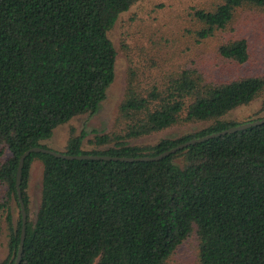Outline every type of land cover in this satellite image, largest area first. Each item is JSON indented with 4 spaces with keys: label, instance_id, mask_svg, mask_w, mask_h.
Segmentation results:
<instances>
[{
    "label": "trees",
    "instance_id": "obj_1",
    "mask_svg": "<svg viewBox=\"0 0 264 264\" xmlns=\"http://www.w3.org/2000/svg\"><path fill=\"white\" fill-rule=\"evenodd\" d=\"M140 1L0 0V234L4 223L10 229L9 253L0 264H14L21 239V214L17 226L13 218V202L20 206L21 155L34 146L49 148L43 142L57 127L98 111L115 78L117 53L108 32ZM243 6L264 7V0H218L212 9L196 10L202 25L197 39L225 30ZM219 51L238 64L250 58L245 38L222 44ZM136 66L120 104L119 131L91 140L113 145L84 150V136H72L64 153L155 156L259 119L225 117L264 92V75L213 83L197 69L183 68L143 86ZM190 122L209 124L152 145L128 143ZM35 160L44 171L33 221L26 190ZM21 189L27 224L20 264H172L176 250L194 233L201 264H264V124L158 161L31 153Z\"/></svg>",
    "mask_w": 264,
    "mask_h": 264
},
{
    "label": "rangeland",
    "instance_id": "obj_2",
    "mask_svg": "<svg viewBox=\"0 0 264 264\" xmlns=\"http://www.w3.org/2000/svg\"><path fill=\"white\" fill-rule=\"evenodd\" d=\"M218 0H141L128 11L120 14L108 32L117 56L115 78L107 90L106 99L95 113L72 118L57 127L53 136L44 141L50 149L64 152L72 136L83 135V149H106L113 145H95L96 135L119 131L117 118L128 85L130 69L138 67L143 75L141 82L152 83L162 74L183 68H195L204 78L221 83L245 75H264V7L243 6L236 10L232 23L216 31L207 39L199 41L196 32L202 27L194 13L198 9H212ZM237 38L248 42L250 58L238 64L221 55L219 48ZM150 76L146 81V76ZM155 82V81H154ZM264 92L251 103L241 106L225 119L246 121L264 117ZM206 122H190L174 125L168 129L128 140L132 145H152L162 139L178 138L184 134L206 127ZM9 155L7 152L6 156ZM2 160V157H0ZM43 163L35 160L30 167L27 195L29 218L35 220L42 200ZM20 206L13 202L14 226L20 219ZM10 229L4 223L0 234V262L9 253ZM172 264H201L199 238L194 233L176 250Z\"/></svg>",
    "mask_w": 264,
    "mask_h": 264
},
{
    "label": "water",
    "instance_id": "obj_3",
    "mask_svg": "<svg viewBox=\"0 0 264 264\" xmlns=\"http://www.w3.org/2000/svg\"><path fill=\"white\" fill-rule=\"evenodd\" d=\"M261 124H264V117L253 120V121H247V122L235 125V126H231L219 132H214V133H211V134L199 137V138L188 140L186 142H183L155 156L122 157V156L98 155V154H67L64 152H59V151L46 148V147H42V146H34L26 150L20 157L19 167L17 171V179H16L17 197L20 203L21 217H22V228H21V239H20L19 249H18L17 257H16L14 264H20L21 262L23 248H24V241H25V236H26L27 210H26L25 202L23 200L21 183H22L23 167H24L27 157L31 153H46V154H50L58 158L68 159V160H114V161H128V162L158 161L179 150L187 148L190 145L201 143V142H204V141L216 138V137L224 136L230 133H235V132L245 130L250 127L261 125Z\"/></svg>",
    "mask_w": 264,
    "mask_h": 264
}]
</instances>
